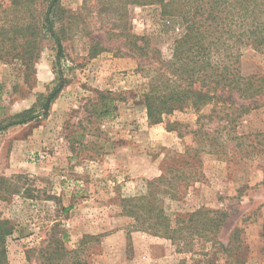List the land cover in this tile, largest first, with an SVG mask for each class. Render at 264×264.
Returning a JSON list of instances; mask_svg holds the SVG:
<instances>
[{
  "label": "rangeland",
  "instance_id": "1",
  "mask_svg": "<svg viewBox=\"0 0 264 264\" xmlns=\"http://www.w3.org/2000/svg\"><path fill=\"white\" fill-rule=\"evenodd\" d=\"M50 3L0 0V262L44 264L46 249L67 231L68 251L86 240L80 255L88 264H200L212 243L177 254L171 241L134 232V219L123 212L124 199L173 171L189 181H178L179 199L164 200L168 216L227 212L217 237L227 244L234 229H243L235 264H264V148L247 156L252 149L237 138L264 134V106L229 125V111L206 107L203 132L212 138L191 132L201 120L192 110L152 125L143 104L145 73L157 66L156 51L168 53L184 35L181 19L125 0H59L58 61L45 28ZM128 35L148 47L149 58L132 50ZM242 73L264 75V54L247 52ZM61 75L65 87L44 116ZM100 95L114 99L110 117H98ZM233 102L245 103L235 95ZM29 109L40 117L11 125ZM174 121L191 127L168 131ZM207 260L225 263L221 254Z\"/></svg>",
  "mask_w": 264,
  "mask_h": 264
},
{
  "label": "trees",
  "instance_id": "2",
  "mask_svg": "<svg viewBox=\"0 0 264 264\" xmlns=\"http://www.w3.org/2000/svg\"><path fill=\"white\" fill-rule=\"evenodd\" d=\"M125 1L131 5H157L164 17L179 18L185 27L184 35L174 42L171 51L168 53L156 51L154 60L157 66L146 70L148 83L142 96L150 124H162L168 116L187 110L199 114L197 119L199 121L203 116V109L212 105L213 113L217 112L215 106L220 110L229 111L226 119L229 125L236 123L238 117L264 106V75L246 76L242 73V60L247 52L264 54V0ZM58 2L59 0H51L45 28L56 41L57 57L60 61L64 50L61 38L54 28L53 16L58 11ZM128 37V44L132 50L136 49L139 55L149 58L148 47H138L134 37L132 35ZM64 87L65 77L61 75L44 107V116L48 114L51 103ZM234 95L245 103L233 102ZM95 106L99 118L110 117L115 111L114 99L105 95H100V103ZM39 117V113L29 109L22 112L11 125L26 124ZM202 120L197 123L198 129L191 132L212 138L211 134L203 132L205 123ZM190 127L181 121L167 124V129L171 132H181V129ZM237 138L241 146L252 149L247 156L260 147L264 148V134L258 133L253 139L246 135ZM247 143L249 145H246ZM207 146L212 148L213 144L209 141ZM170 174L173 175V171L150 181L144 194L122 201L123 212L134 219L131 223L133 231L149 233L171 241L177 254L193 252L195 243H212L211 253L205 254V261L200 264H210L207 257L218 254L225 258L224 264H235L236 258L238 262V253L243 246L241 241L243 229H234L227 244L219 241L217 237L220 223L229 217L227 212L201 209L180 214L175 219L168 216L163 206L164 200L179 199L181 195L178 181H189L185 174L180 176ZM68 239L69 233L62 231L61 238L54 241L56 246L50 245L46 249L43 255L44 264H88L82 254L80 255L81 247L86 240L81 242L78 249L68 251L64 246ZM1 245L2 239L0 259L5 253Z\"/></svg>",
  "mask_w": 264,
  "mask_h": 264
}]
</instances>
